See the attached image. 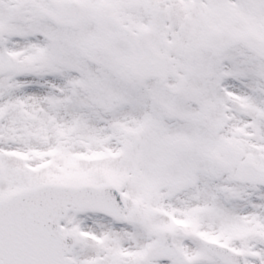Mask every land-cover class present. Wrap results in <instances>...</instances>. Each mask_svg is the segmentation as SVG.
<instances>
[{"label": "snow or ice", "instance_id": "snow-or-ice-1", "mask_svg": "<svg viewBox=\"0 0 264 264\" xmlns=\"http://www.w3.org/2000/svg\"><path fill=\"white\" fill-rule=\"evenodd\" d=\"M0 264H264V0H0Z\"/></svg>", "mask_w": 264, "mask_h": 264}]
</instances>
